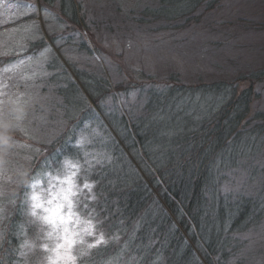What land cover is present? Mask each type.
Returning a JSON list of instances; mask_svg holds the SVG:
<instances>
[{
    "label": "trees",
    "instance_id": "obj_1",
    "mask_svg": "<svg viewBox=\"0 0 264 264\" xmlns=\"http://www.w3.org/2000/svg\"><path fill=\"white\" fill-rule=\"evenodd\" d=\"M104 1L106 12L119 16L134 14L141 4V0H113L111 4ZM60 2L62 17L75 26L80 23L89 34L87 12L81 0ZM124 2L128 4L127 10ZM40 3L45 9L53 6L54 0H40ZM101 3L102 0H97L98 6ZM218 4L221 0H156L154 5L142 9L137 21L142 29L170 25L178 29L180 23L187 25L189 21L199 20L202 12L214 11ZM17 24L11 20L7 26ZM121 25L135 26L129 19ZM46 31L68 59L62 52L70 46L68 37L64 41L53 29L47 27ZM7 42L0 56L12 63L18 60V41ZM27 44L28 54H38L44 50L46 40L41 38L35 48ZM69 64L116 132V136L111 131L107 132L108 137L101 135L99 154L103 158L89 162L85 152H90L94 145L77 144L79 137L82 138L83 117L90 113L89 104L76 81L69 80L68 86L76 89L70 90L69 107L71 114L77 115L75 122L80 124L74 125L77 129H72L64 139L40 147L54 162V169L63 161L80 163V187L85 182L91 186L87 209L80 207L81 195L77 210L84 217L96 219L97 232L103 233L105 242L91 248L90 254L79 263L262 264V248L250 251L247 246L253 237L264 236V111L255 107L259 98L256 90L258 83L264 82V71L243 77L241 80L249 88L242 92L238 81L196 83L189 88L170 81L155 90L152 88L159 85L149 78L143 80L149 88L144 94L143 107L138 108L141 110L134 107L136 110L129 111L126 97L122 105L127 114L114 119L111 110L102 103V98L111 97L108 93L114 90V84L104 78L108 86L104 90L97 80L91 82L86 71ZM49 66L57 67L52 62ZM57 70L58 67L53 70L57 74L48 76V84L63 83L67 73ZM120 85L116 83V91ZM181 100L185 103L182 107ZM128 151L140 162L148 163L147 169L151 171L145 170L147 178ZM27 166V174L21 179L24 186L38 167L33 162ZM240 172L245 173L238 180ZM0 199V207L6 209L9 220L13 217L10 214L13 207ZM18 200H14L17 210L21 204ZM20 201L24 202V195ZM23 239L24 236L17 237L13 232L5 234V242L12 243V247L5 251L0 246V259L9 258L0 260V264H13Z\"/></svg>",
    "mask_w": 264,
    "mask_h": 264
},
{
    "label": "rangeland",
    "instance_id": "obj_2",
    "mask_svg": "<svg viewBox=\"0 0 264 264\" xmlns=\"http://www.w3.org/2000/svg\"><path fill=\"white\" fill-rule=\"evenodd\" d=\"M106 1L110 4L113 2ZM81 2L83 3L82 0ZM102 2L101 6L97 5V0H85L83 3L87 12L88 34L87 28L80 23L75 26L62 17L60 0H54V5L45 9L41 7L40 0H0V50L5 48L7 41H18L19 53L18 60L12 63L5 62L6 59L0 56V198L3 202L7 200L13 207L10 213L13 217L9 220L6 209L0 207V246L5 251L12 247V243L5 242L6 233L24 236L16 249L17 259L12 261L13 264H51V258L57 257L58 253L45 251V246L55 249L58 241L63 243V232H57L43 219L50 215L43 209L55 207L48 205L45 198L52 191V186H55L56 192L66 188L67 184H62L61 181L69 177L76 188L83 191L78 181L81 164L75 160L59 162V172L40 147L64 139L72 129H77L74 125L80 124V121L75 122L77 115L71 114L72 108L69 107L70 90H76L68 86L69 80L76 81L85 102L89 104L90 113L83 117L85 121L81 123L82 138L79 137L77 141L80 146L87 143L94 145L90 152H85L86 159L93 162L103 158L99 154L101 135L108 137L107 132L111 131L116 136L112 124L77 79L69 63L77 65L82 72L86 71L92 78L91 82L97 80L104 90L108 88L104 78L114 84V90L110 91L111 94L108 93L110 99L102 98V103L111 110L110 114L114 119L127 114L128 110H124L122 105L126 97L129 111L134 107L137 111L141 110L138 108L143 107L144 94L149 88L143 80L147 81L149 78L159 85L158 88H152L155 90H159L161 85L170 84V81L188 88L196 83L238 81L242 92L249 88L241 80L243 77L264 71V0H221L216 10L202 12L199 20L189 21L187 25L180 23L178 29H173L171 25L142 29L137 21L141 17V11L146 5H154L156 0H141L134 14L124 16L107 13L105 1ZM123 7L127 10L128 4L124 2ZM127 18L135 26H122L121 23ZM11 20L19 25L7 26ZM47 27L61 35L60 39L64 41L68 37L70 46L62 51L68 59L64 58L48 36ZM114 27L120 29L112 30ZM43 37L46 40L44 50L38 54H28L27 43L35 48ZM0 54H3L2 51ZM50 62L57 65V71L65 70L67 73L63 76L61 86L48 84V76L57 68L49 66ZM116 83L121 84L117 91ZM258 85L256 91L259 98L255 107L262 112L264 82ZM57 92H61L59 96ZM184 104L181 100L179 106ZM128 154L146 177L145 170L151 171L150 168L147 169L148 163L145 160V164L140 162L129 151ZM30 162L38 167H35L33 178L24 186V180L21 179L25 178V165L28 164L29 168ZM244 173H239L238 180ZM9 186L16 188H8ZM23 195L22 203L20 198ZM33 197H37V200ZM17 198L21 203L19 210L15 209L17 205L14 200ZM78 199L79 196L73 198V219L79 217V222L73 224L71 230L80 232L85 243H79L81 237H77V243L72 247L75 264H80V260L90 254L88 243L94 242L92 240L98 239L100 235L96 229V219L84 217L77 210ZM37 202L43 207H34ZM14 214L19 215V218ZM6 220L9 221L7 224ZM89 220L92 222L93 236L84 234V229L89 227ZM247 247L250 251L260 248L264 251V236L253 237ZM196 250L201 252L197 248ZM63 255L64 250L61 249L59 256ZM2 259L9 260L8 256H1L0 260ZM60 264H63L62 259Z\"/></svg>",
    "mask_w": 264,
    "mask_h": 264
},
{
    "label": "snow or ice",
    "instance_id": "obj_3",
    "mask_svg": "<svg viewBox=\"0 0 264 264\" xmlns=\"http://www.w3.org/2000/svg\"><path fill=\"white\" fill-rule=\"evenodd\" d=\"M62 184H67L66 188H61L59 192L55 191V186H52V191L49 192L48 197H46V203L48 205H55V207H45L43 210L45 213H50L46 215L43 219L51 225L57 232H63V243L57 242L55 249H49L45 246V251H56L58 253L57 257L51 258V264H60V260H63V264H75V257L72 255V247L77 243V237H81L80 232L72 231L71 226L79 222V217H74L73 212V198L76 196H81L83 203L80 207L87 209V199L91 192V186L85 182L83 184V193L81 194L80 190L76 188L73 184L71 178H66L61 181ZM34 200H37V197H33ZM34 207L40 208L43 207L39 202H37ZM66 212V215L64 214ZM35 215V213H33ZM87 214V213H85ZM89 227L84 229V234L88 236H93V230L91 227V220L88 221ZM51 235V233H49ZM104 235L101 232L98 239H95L94 242L88 243V248H94L102 243H104ZM79 243L84 244L85 241L81 237ZM64 250V255L59 256L60 250Z\"/></svg>",
    "mask_w": 264,
    "mask_h": 264
}]
</instances>
